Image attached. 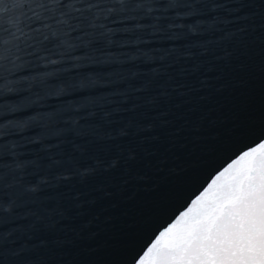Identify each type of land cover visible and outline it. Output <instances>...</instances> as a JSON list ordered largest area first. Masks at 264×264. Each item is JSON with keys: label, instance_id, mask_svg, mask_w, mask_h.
I'll return each mask as SVG.
<instances>
[{"label": "snow or ice", "instance_id": "snow-or-ice-1", "mask_svg": "<svg viewBox=\"0 0 264 264\" xmlns=\"http://www.w3.org/2000/svg\"><path fill=\"white\" fill-rule=\"evenodd\" d=\"M229 168L213 195L157 237L136 264L145 257L146 264H264V141ZM218 201L214 220L210 211Z\"/></svg>", "mask_w": 264, "mask_h": 264}, {"label": "clouds", "instance_id": "clouds-1", "mask_svg": "<svg viewBox=\"0 0 264 264\" xmlns=\"http://www.w3.org/2000/svg\"><path fill=\"white\" fill-rule=\"evenodd\" d=\"M42 3H44L48 9L53 10V9H59L62 4L64 3V0H41ZM95 22V18H91L88 21V25L90 26L92 23ZM69 21L67 20V18L60 16L57 20H56V25H61V24H68ZM39 31L41 33H48V32H52L53 35H55V32L53 30V26L49 23H42L38 29H27V28H23L20 27L16 30V32L13 34V36L7 38L9 40H13V41H17L20 43H23V41L25 39H27L29 32L30 31ZM27 52L24 51L22 48H17L16 52L9 57L8 59H10L11 62H15L17 64L22 63L25 60ZM72 59H75V57H71ZM5 57L0 55V66H2V62L4 61ZM46 64H55L57 62V59L55 58H51L49 57L48 59H45L43 61ZM34 83V82H31ZM31 86V84H30ZM77 121L76 117H72L71 120L69 121L72 124H75ZM27 127V125H20L18 126L15 131L16 132H23L25 130V128ZM5 128L0 125V136L5 135ZM24 162L22 160H16L15 161V167L17 169H23L24 168ZM47 182V177H40L37 181V183L35 184H29L26 185L25 190L26 192L29 193H36L39 190V185L42 183H46ZM12 209V203H3L0 202V211H4V212H8L11 211Z\"/></svg>", "mask_w": 264, "mask_h": 264}]
</instances>
